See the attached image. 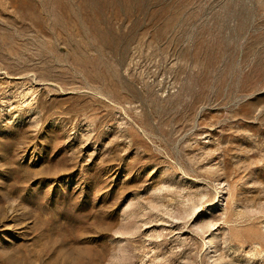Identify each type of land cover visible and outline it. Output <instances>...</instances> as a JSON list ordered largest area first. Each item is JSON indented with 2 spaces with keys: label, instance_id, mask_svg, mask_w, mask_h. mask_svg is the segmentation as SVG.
Listing matches in <instances>:
<instances>
[{
  "label": "rangeland",
  "instance_id": "rangeland-1",
  "mask_svg": "<svg viewBox=\"0 0 264 264\" xmlns=\"http://www.w3.org/2000/svg\"><path fill=\"white\" fill-rule=\"evenodd\" d=\"M0 264H264V0H0Z\"/></svg>",
  "mask_w": 264,
  "mask_h": 264
}]
</instances>
